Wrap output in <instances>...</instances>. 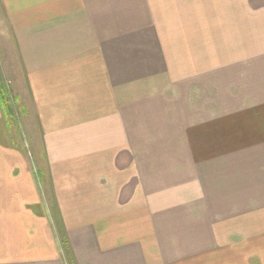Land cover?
<instances>
[{
  "label": "crops",
  "instance_id": "obj_1",
  "mask_svg": "<svg viewBox=\"0 0 264 264\" xmlns=\"http://www.w3.org/2000/svg\"><path fill=\"white\" fill-rule=\"evenodd\" d=\"M0 44V264H264V0H0Z\"/></svg>",
  "mask_w": 264,
  "mask_h": 264
},
{
  "label": "rangeland",
  "instance_id": "obj_2",
  "mask_svg": "<svg viewBox=\"0 0 264 264\" xmlns=\"http://www.w3.org/2000/svg\"><path fill=\"white\" fill-rule=\"evenodd\" d=\"M4 46L0 44V84L3 85L9 98L12 100V113L16 116V123L18 130L22 136L29 132V126L27 124V115L29 114L24 110L25 105L21 93L22 87L13 80L12 77V56L10 58V52H5ZM14 68V66H13ZM72 264V262H71Z\"/></svg>",
  "mask_w": 264,
  "mask_h": 264
},
{
  "label": "trees",
  "instance_id": "obj_3",
  "mask_svg": "<svg viewBox=\"0 0 264 264\" xmlns=\"http://www.w3.org/2000/svg\"><path fill=\"white\" fill-rule=\"evenodd\" d=\"M0 100L2 105L5 107L6 111L9 115H12V107L9 100V96L7 95L5 88L2 84H0Z\"/></svg>",
  "mask_w": 264,
  "mask_h": 264
},
{
  "label": "flooded vegetation",
  "instance_id": "obj_4",
  "mask_svg": "<svg viewBox=\"0 0 264 264\" xmlns=\"http://www.w3.org/2000/svg\"><path fill=\"white\" fill-rule=\"evenodd\" d=\"M13 104V103H12ZM12 104H11V107H12Z\"/></svg>",
  "mask_w": 264,
  "mask_h": 264
}]
</instances>
